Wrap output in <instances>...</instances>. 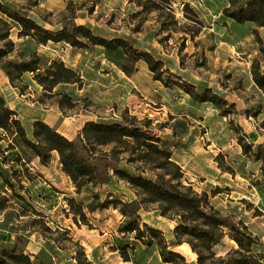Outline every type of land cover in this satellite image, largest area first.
Segmentation results:
<instances>
[{"label":"rangeland","instance_id":"obj_1","mask_svg":"<svg viewBox=\"0 0 264 264\" xmlns=\"http://www.w3.org/2000/svg\"><path fill=\"white\" fill-rule=\"evenodd\" d=\"M0 1L24 8L49 30L61 29L64 14L106 39L133 41L135 49L161 61L166 71L162 79L168 87L155 81L143 62L128 75L118 66L121 58L103 48L36 45L17 39L13 32L17 50L36 52L46 64L62 62L81 79L44 92L32 75L25 74L19 90L0 72V92L28 133L32 122L40 120L71 140L85 121L135 117L161 140L181 168L184 185L190 184L198 194L205 192L223 217L248 228L254 239L252 253L264 264V90L254 82V72L264 77V29L226 18L227 0ZM189 86L227 104L195 100L183 90ZM240 144L250 145V152L244 153ZM129 160L119 156L112 165L135 175L136 169H145L143 176L154 179L147 166ZM26 168L29 180L21 185L27 195L11 181L26 199L25 217L10 220L9 231H0L5 247L20 236L17 244L33 264H77L79 247L91 264H165L155 245L118 234L123 219L118 210L88 209L108 195L122 201L135 199L125 182L112 178L107 184L77 191L55 153L46 166L30 158ZM12 203L14 213L20 214L19 203ZM139 214L143 223L162 231L169 249L196 264L195 254L186 256L171 246L176 220L162 217L153 205ZM237 248L226 236L214 251L219 256Z\"/></svg>","mask_w":264,"mask_h":264},{"label":"trees","instance_id":"obj_2","mask_svg":"<svg viewBox=\"0 0 264 264\" xmlns=\"http://www.w3.org/2000/svg\"><path fill=\"white\" fill-rule=\"evenodd\" d=\"M227 1L229 5L223 10L226 18L236 24L251 23L264 29V0ZM59 24V30L46 29L31 19L24 8L0 1V72L12 87L21 90L25 74L32 75L44 92H52L60 84L81 82L79 74L62 62L46 64L36 52L24 54L17 50L13 32L17 39H27L36 45L51 42L80 50L103 48L106 53L121 58L118 66L128 75L135 71L136 63L143 62L153 79L168 87V82L162 79L166 73L162 70L163 63L156 61L148 52L135 49L133 41L106 39L98 35L95 28L75 23L64 14ZM254 82L264 90V77H257L254 72ZM183 90L195 100L209 101L216 106L227 104L217 95L207 97L205 93H196L193 86L183 87ZM0 131V231H9L10 220L24 218L26 213V199L16 193L11 181H16L20 192L27 195L21 183L29 180L25 174L28 173L26 166L30 158H36L46 166L55 153L62 172L77 191L88 185L107 184L112 178L125 182L132 189L136 197L133 200L122 201L108 195L88 209L91 212L110 207L118 210L123 217L117 227L118 234L133 235L145 246L155 245L163 263L189 264L180 253L169 249L161 230L141 221L140 210H147L150 205L156 206L162 217L177 221L171 246L187 244L196 255V264H262L252 253L254 239L248 228L242 222L223 217L211 205L205 192L198 194L190 184L184 185L181 168L172 161L161 140L144 130L135 117H122L111 122H86L71 140L40 120L32 122L28 133L0 92ZM240 145L244 153L250 152V145ZM258 151H262L261 147ZM119 156H128V162L147 166L145 168L152 172L154 179L143 176L145 169H136V175L117 169L112 164L118 161ZM12 201L19 203L20 214L14 213ZM80 216L84 220V216ZM226 236L238 248L218 256L214 248ZM19 240L21 237H16L9 247L0 243V264H33L18 246ZM77 255V264H90L82 247H79Z\"/></svg>","mask_w":264,"mask_h":264},{"label":"bare ground","instance_id":"obj_3","mask_svg":"<svg viewBox=\"0 0 264 264\" xmlns=\"http://www.w3.org/2000/svg\"><path fill=\"white\" fill-rule=\"evenodd\" d=\"M184 245L185 246H183V244L179 245V246H176V248H180L183 251V253H184L183 255L193 257L194 253L190 250V247L187 244H184Z\"/></svg>","mask_w":264,"mask_h":264},{"label":"crops","instance_id":"obj_4","mask_svg":"<svg viewBox=\"0 0 264 264\" xmlns=\"http://www.w3.org/2000/svg\"><path fill=\"white\" fill-rule=\"evenodd\" d=\"M34 121H36V120H34ZM34 121H33V122H34ZM89 121H92V120L85 121L84 124H85L86 122H89ZM84 124H83V125H84ZM82 127H83V126H82ZM82 127H81V128H82ZM56 156H57V154H56ZM57 158H58V156H57ZM86 257H88V261H89L90 264H91V263H92V260L89 258L88 255H87Z\"/></svg>","mask_w":264,"mask_h":264}]
</instances>
